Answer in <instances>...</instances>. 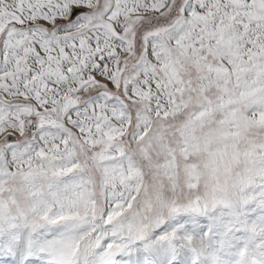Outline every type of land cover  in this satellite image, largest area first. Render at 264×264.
Wrapping results in <instances>:
<instances>
[{"label":"snow or ice","instance_id":"obj_1","mask_svg":"<svg viewBox=\"0 0 264 264\" xmlns=\"http://www.w3.org/2000/svg\"><path fill=\"white\" fill-rule=\"evenodd\" d=\"M0 264H264V0H0Z\"/></svg>","mask_w":264,"mask_h":264}]
</instances>
